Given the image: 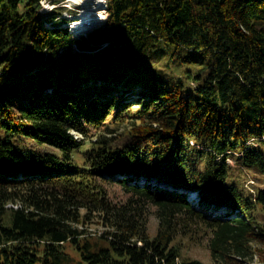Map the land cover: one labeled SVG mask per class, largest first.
Segmentation results:
<instances>
[{"label":"trees","instance_id":"obj_1","mask_svg":"<svg viewBox=\"0 0 264 264\" xmlns=\"http://www.w3.org/2000/svg\"><path fill=\"white\" fill-rule=\"evenodd\" d=\"M22 1L0 0V264H205L176 242L194 224L215 263L254 258L264 189L229 160L264 172V0H108L88 36Z\"/></svg>","mask_w":264,"mask_h":264},{"label":"rangeland","instance_id":"obj_2","mask_svg":"<svg viewBox=\"0 0 264 264\" xmlns=\"http://www.w3.org/2000/svg\"><path fill=\"white\" fill-rule=\"evenodd\" d=\"M29 1L30 0H23L22 6L27 4ZM56 1H61V3H59V6L60 7L63 6L64 8L63 16L68 17L69 19L72 18L66 16L67 12L70 13L72 11H76L77 13L73 15H78L79 11L82 10L83 8L80 4H78V2H75L74 0H56ZM53 9L54 8H52V10ZM103 12L105 13V8H99L98 10L94 11L92 15L94 17L97 16L105 17ZM72 31L76 36L81 35L80 33L78 34L74 30ZM72 133L75 135V137L79 139L84 137L82 133H79L75 130H73ZM16 145L18 149L29 155H35L38 151L44 152L50 150V148L46 146L36 145L35 142L21 143L20 141H16ZM229 162H231L233 165V172L235 173L236 177L241 180V182L247 189L251 190L252 192H256L257 189L259 188L264 189V172H262L260 169L257 168H247L244 166H240L234 161V159H230ZM114 195L117 198L125 197L121 192V190L117 187L115 189ZM13 206L16 205L14 203L8 204V207H13ZM82 211L83 213L85 212L84 209ZM91 219H93L91 222L83 223L80 227L86 229V231L88 232L87 235L90 237V239L99 242L101 236L105 232L109 231V229L105 227L103 224H101L99 220H97L99 219L97 218V216H94ZM158 226H159V219L155 215H151L149 222V232L151 237H154L156 235ZM210 233L211 231L209 229L207 230L204 227V225L201 224H194L193 226H191V229L182 228L180 233L176 237V242L180 243L181 246L182 257L198 258L202 260L205 264H217L213 261L210 248L208 246V239L210 237ZM255 245L258 249L257 250L258 253L254 256V258L246 259L244 262L245 264H264V243L258 242L255 243ZM67 250L71 254H73L76 258L78 259L81 258L80 253L74 247H72V245L68 244ZM84 264H90V263L84 262Z\"/></svg>","mask_w":264,"mask_h":264},{"label":"bare ground","instance_id":"obj_3","mask_svg":"<svg viewBox=\"0 0 264 264\" xmlns=\"http://www.w3.org/2000/svg\"><path fill=\"white\" fill-rule=\"evenodd\" d=\"M74 1L78 2V4H80L83 7L82 10L79 11L78 15H73L71 13L66 14V16H69L74 20L73 23L69 24L71 27H73L74 31H79V32L84 31L86 29L91 28V26L103 23L106 20V17H102V16L94 17L92 15L93 12L98 10L99 8L106 7V3H107L106 0H74ZM59 3H61V1L55 0V2L46 3V0H41L42 8L45 7L43 11L52 10V8L55 7H60ZM192 197L198 198V195L194 194Z\"/></svg>","mask_w":264,"mask_h":264},{"label":"water","instance_id":"obj_4","mask_svg":"<svg viewBox=\"0 0 264 264\" xmlns=\"http://www.w3.org/2000/svg\"><path fill=\"white\" fill-rule=\"evenodd\" d=\"M108 0H106V2H107ZM107 5H108V3H106V7H105V9L107 8ZM108 19H109V15L107 14V18H106V20L103 22V23H100V24H97V25H93V26H91V28H89V29H86V30H84V31H76L78 34L80 33L81 35H86V36H88L89 35V33L90 32H92V31H94L95 29H97V28H100V27H102L107 21H108ZM76 22V21H75ZM72 28V30H73V27H71ZM81 35H77V36H81Z\"/></svg>","mask_w":264,"mask_h":264},{"label":"built area","instance_id":"obj_5","mask_svg":"<svg viewBox=\"0 0 264 264\" xmlns=\"http://www.w3.org/2000/svg\"><path fill=\"white\" fill-rule=\"evenodd\" d=\"M48 2H55V0H46V3H48ZM44 8H42V9H44Z\"/></svg>","mask_w":264,"mask_h":264}]
</instances>
